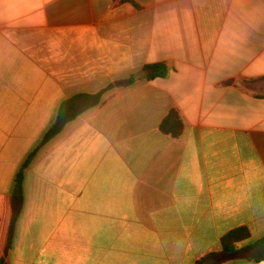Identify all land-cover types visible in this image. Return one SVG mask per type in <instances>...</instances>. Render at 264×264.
<instances>
[{"label":"crops","instance_id":"crops-1","mask_svg":"<svg viewBox=\"0 0 264 264\" xmlns=\"http://www.w3.org/2000/svg\"><path fill=\"white\" fill-rule=\"evenodd\" d=\"M263 76L264 0H0V264H264Z\"/></svg>","mask_w":264,"mask_h":264},{"label":"trees","instance_id":"trees-1","mask_svg":"<svg viewBox=\"0 0 264 264\" xmlns=\"http://www.w3.org/2000/svg\"><path fill=\"white\" fill-rule=\"evenodd\" d=\"M145 71L148 72V79L154 80L157 78H166L171 71V68L167 62H158L146 65L144 68ZM264 81V76L256 79H251V82H259ZM234 81L231 80L229 82H226L228 84L233 83ZM59 127L61 128L63 121L61 119H58ZM182 128V121L180 118V114L177 110H172L170 114L167 116V118L163 121L161 124V129L163 132L172 134L174 136H178L180 134V130ZM57 130V125L54 126L48 135L46 137H50L55 134ZM21 176H18L17 181L20 182ZM250 236V232L247 228L242 227L236 230L231 231L228 233L224 239H223V246H224V255L229 256L232 254L237 244L246 239ZM260 244L264 247V238L260 241Z\"/></svg>","mask_w":264,"mask_h":264},{"label":"water","instance_id":"water-1","mask_svg":"<svg viewBox=\"0 0 264 264\" xmlns=\"http://www.w3.org/2000/svg\"><path fill=\"white\" fill-rule=\"evenodd\" d=\"M142 75H146V73H143ZM220 261L221 259L214 258L213 256H208L199 264H218Z\"/></svg>","mask_w":264,"mask_h":264},{"label":"rangeland","instance_id":"rangeland-1","mask_svg":"<svg viewBox=\"0 0 264 264\" xmlns=\"http://www.w3.org/2000/svg\"><path fill=\"white\" fill-rule=\"evenodd\" d=\"M245 83V82H244ZM247 84H246V86H251L250 84H248V82H246Z\"/></svg>","mask_w":264,"mask_h":264}]
</instances>
